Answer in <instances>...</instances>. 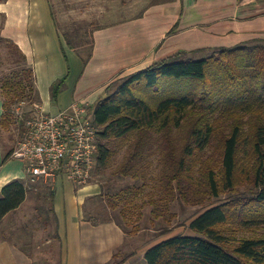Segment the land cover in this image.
<instances>
[{
  "label": "trees",
  "instance_id": "16d2710c",
  "mask_svg": "<svg viewBox=\"0 0 264 264\" xmlns=\"http://www.w3.org/2000/svg\"><path fill=\"white\" fill-rule=\"evenodd\" d=\"M93 30L88 33L91 44ZM60 34L75 50L67 33ZM0 44L10 65L0 78V133L15 127L20 139L31 111L18 118L15 109L41 100L18 45L2 36ZM90 53L80 54L84 63ZM188 54L178 51L115 79L87 107L97 130L95 170L110 168L111 180L125 182L116 191L102 188L108 218L95 214L92 223L114 222L127 236L141 230L143 205L151 207L152 222L168 224L177 216L171 212L173 203L199 207L204 211L188 225L194 235L152 245L143 256L146 264H264V39L213 48L198 60ZM65 81L51 84L52 101ZM14 148L4 147L2 163ZM34 190H44L38 196L52 210L50 181L16 179L1 188L0 222ZM36 208L37 220L47 229L49 211L42 204ZM170 227L157 235L171 233ZM130 256L118 250L107 264H122Z\"/></svg>",
  "mask_w": 264,
  "mask_h": 264
},
{
  "label": "crops",
  "instance_id": "0c3cea01",
  "mask_svg": "<svg viewBox=\"0 0 264 264\" xmlns=\"http://www.w3.org/2000/svg\"><path fill=\"white\" fill-rule=\"evenodd\" d=\"M0 14L4 18L0 36L12 40L26 56L41 104L50 114L72 103L92 105L115 79L178 51L207 53L264 39V0H171L150 4L129 20L97 27L91 56L84 63L56 30L48 0H3ZM63 77L65 87L52 101L50 86ZM2 104L0 97V117ZM4 147L0 142V191L6 183L26 177L22 161L10 156L2 163ZM49 181L54 192L52 210L38 196L44 190L31 192L49 211L51 234L46 232L50 225L45 229L30 222L24 212L26 195L20 207L0 222V264H107L118 250L131 254L122 264H146L143 256L152 245L134 247L114 222L93 225L91 217L103 210L99 183L79 186L65 174ZM54 225L58 238L53 237ZM41 232L46 234L38 243ZM54 246L57 262L49 256Z\"/></svg>",
  "mask_w": 264,
  "mask_h": 264
},
{
  "label": "rangeland",
  "instance_id": "374dc122",
  "mask_svg": "<svg viewBox=\"0 0 264 264\" xmlns=\"http://www.w3.org/2000/svg\"><path fill=\"white\" fill-rule=\"evenodd\" d=\"M1 1L3 0H0V2ZM167 1L171 0H48L51 14H53L52 20L56 30L58 29L62 34L67 33L74 49L76 50L73 51L77 54L79 52V56L80 54L85 56L91 52L90 49H92V42L90 43V36L88 34L91 30L97 27H108L118 22L129 20L141 13L148 5ZM3 19L2 14H0V29ZM80 35L84 38H81ZM210 51L212 52V50ZM211 52H209V50L207 53L203 51L193 52L189 54L188 58L192 60L202 59L209 56ZM7 59V51L0 44V78L2 75L8 73V69L10 68ZM15 108L16 107H14V109ZM30 109H33V106L31 107L30 104L25 103L23 107L18 108V111L23 112ZM0 142L5 147H16L19 142L18 130L14 127L10 132L3 131L0 136ZM120 159L121 153L117 156V161ZM102 172H98L94 167L87 178V182L99 183L105 192L116 191L125 184L124 181L110 179V168ZM32 194L34 193L31 191L27 194L28 200L25 205L24 212L29 214L28 217H30V222L32 221V223L39 227L42 225L36 218L38 216L36 206L40 203L39 201H36V197ZM225 198L226 195H223L214 205L222 202ZM150 209L151 207L149 205L142 206V218L139 221L141 230L135 234L127 235L129 243L132 242L134 247H148L175 235H194L188 225L204 211L199 207L180 206L177 202H175L171 205V212L175 213L177 216L170 224H168L162 219L152 222ZM107 218L108 213L102 211L99 219L102 220ZM35 219L37 221L36 223ZM51 221L52 220L50 218V226L48 231H46L50 234L52 231ZM169 226H171V233L162 236L157 235L161 228H169ZM126 230H130V227H127ZM45 234L46 233L41 232V234L37 237L38 243L39 240L43 239ZM127 250L130 249L127 248ZM50 252V259L57 262L58 248L54 246Z\"/></svg>",
  "mask_w": 264,
  "mask_h": 264
},
{
  "label": "built area",
  "instance_id": "2783aa9c",
  "mask_svg": "<svg viewBox=\"0 0 264 264\" xmlns=\"http://www.w3.org/2000/svg\"><path fill=\"white\" fill-rule=\"evenodd\" d=\"M87 107L72 103L50 114L42 104H34L11 154L23 162L25 179L45 182L65 174L76 185L88 183L98 145L97 130L88 118ZM22 114L16 110L18 118H22Z\"/></svg>",
  "mask_w": 264,
  "mask_h": 264
}]
</instances>
